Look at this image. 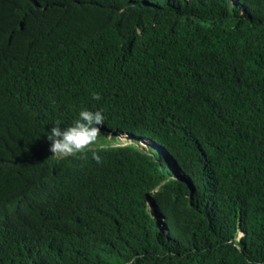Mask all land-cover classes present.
Segmentation results:
<instances>
[{
    "label": "trees",
    "instance_id": "obj_1",
    "mask_svg": "<svg viewBox=\"0 0 264 264\" xmlns=\"http://www.w3.org/2000/svg\"><path fill=\"white\" fill-rule=\"evenodd\" d=\"M133 255L264 264V0H0V264Z\"/></svg>",
    "mask_w": 264,
    "mask_h": 264
},
{
    "label": "clouds",
    "instance_id": "obj_2",
    "mask_svg": "<svg viewBox=\"0 0 264 264\" xmlns=\"http://www.w3.org/2000/svg\"><path fill=\"white\" fill-rule=\"evenodd\" d=\"M103 121L102 110L81 108L77 117L70 124L63 127L59 124H53L50 130L44 133L50 142L49 149L53 153L52 156L68 158L84 153L98 141L101 131L100 125ZM136 260L137 257L133 255L125 264H135Z\"/></svg>",
    "mask_w": 264,
    "mask_h": 264
},
{
    "label": "rangeland",
    "instance_id": "obj_3",
    "mask_svg": "<svg viewBox=\"0 0 264 264\" xmlns=\"http://www.w3.org/2000/svg\"><path fill=\"white\" fill-rule=\"evenodd\" d=\"M103 142H110L113 145L133 144V145H136L140 148L153 147L154 149H156V147L152 143L147 144L146 142L132 138L131 136H129L127 134L120 135V136L108 135L106 138H98V141L96 143H94L93 145H100Z\"/></svg>",
    "mask_w": 264,
    "mask_h": 264
}]
</instances>
